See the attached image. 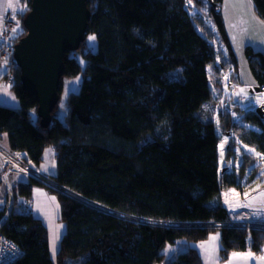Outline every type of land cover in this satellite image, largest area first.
<instances>
[{"label": "trees", "instance_id": "trees-1", "mask_svg": "<svg viewBox=\"0 0 264 264\" xmlns=\"http://www.w3.org/2000/svg\"><path fill=\"white\" fill-rule=\"evenodd\" d=\"M22 1L27 6L19 14L24 35L32 1ZM223 1L191 0L207 9L236 67L224 15L217 10ZM186 2L89 0L92 14L87 32L96 34L98 49L85 51L81 43L79 55L85 58V68L71 51L66 53L60 93L65 76L81 72L83 81L79 92L68 93L67 108L58 111L57 104L47 127L37 112L35 94L23 87L21 71L15 70L10 88L20 108L0 103V140L14 150L27 151L46 173L74 192L72 196L56 192L61 218L68 226L58 264H65L67 258L79 264H157L166 258L163 248L168 243L205 240L213 230L220 231L224 259L232 251L258 250L264 243V231L207 225L229 219L223 188L231 184L241 191L251 189L254 176L243 183L235 174L219 171L220 138L215 118L204 111V104L213 98L209 66L216 61L215 49L204 17L192 14ZM253 2L264 20V0ZM245 54L261 88L264 51L246 45ZM2 66L0 59V87L8 74ZM174 80L182 84L179 97L169 88ZM168 99L171 108L165 109ZM246 114L258 130L237 126L230 112L221 114V125L227 130L234 126L243 143L264 154L262 114L254 110ZM162 124L168 125L167 132L158 130ZM232 140L226 147L228 157L234 152ZM49 149L56 156L55 172L45 163ZM38 184H42L39 179L29 177L27 183L13 186L15 204L0 230L24 253L9 264H56L46 224L31 210L17 207ZM84 198L115 211L180 224L123 219L94 208ZM3 215L0 210V219ZM166 262L202 264L194 247Z\"/></svg>", "mask_w": 264, "mask_h": 264}, {"label": "rangeland", "instance_id": "rangeland-1", "mask_svg": "<svg viewBox=\"0 0 264 264\" xmlns=\"http://www.w3.org/2000/svg\"><path fill=\"white\" fill-rule=\"evenodd\" d=\"M15 2V20L17 21V26H21L19 19L20 12H23L26 9V4L22 0H14ZM222 15L225 16V26L228 27V30L231 31V44L234 48L237 66L234 65V60L230 59V51L227 47L226 42L223 41L218 29L215 26L214 21L209 16L207 9L195 6L192 2L189 3V0L186 2V6L192 14L201 15L207 22V27H211L212 32H209L207 35L213 41L215 49V60L210 66L209 71L211 73V89L212 94L215 99L205 103L204 111L209 115H215V122L217 127V133L220 138L219 141V171L225 173L226 171L235 174L237 180L247 183L249 178L254 176L253 185H263L261 182L264 181V154L258 152L257 149L249 144L243 143V141L238 137V130H234L235 127L232 126V130H227L225 126L221 125L220 122V112L222 107L225 106V109L231 113L233 122H236L237 126H244L253 129L258 128L251 124L246 119V112L254 110L257 111L261 109L262 117L264 121V91L261 89H256V85H251V82L254 80V75L252 70H250L248 59L245 54V46L254 44L255 41H258L260 38H263L264 27L260 25L264 20L256 11L255 3L253 0H224L222 2ZM18 9V10H17ZM8 12V11H5ZM227 30V31H228ZM89 36H95L94 32L87 33L85 42L82 46L85 51L92 50L96 51L98 49L97 37L95 41H90ZM229 36V35H228ZM250 43V44H248ZM4 44V40L2 45ZM1 45V47H2ZM252 46V45H251ZM81 48V47H80ZM71 51V55L79 58L81 66L85 68V58L80 57L79 51ZM4 71V65L1 67ZM240 77V81L236 77ZM177 77V75H174ZM83 81L82 73H78L74 77H64L63 92L59 101L58 111H63L68 107L67 96L70 91L79 92L80 85ZM3 84V83H2ZM4 85V84H3ZM6 86V85H4ZM170 91L174 97H179L183 94L182 84L179 80H174L169 85ZM240 89H244V93L240 92ZM239 93V94H237ZM61 104L64 105V108H61ZM172 99H168L163 103L165 109L171 108ZM216 105L217 111L214 113V107ZM213 115V116H214ZM168 125L162 124L158 130L167 132ZM232 138L234 140H232ZM233 141L234 152L227 156V145L228 142ZM223 146V147H221ZM249 149H254L255 151H249ZM223 153V154H222ZM257 153L261 155H257ZM261 178V179H260ZM260 179V180H259ZM252 183L248 185L251 187ZM232 185L229 184L227 187L223 188V193L229 190V187ZM2 187V186H1ZM236 187V186H234ZM237 188V187H236ZM245 190L247 187H244ZM237 189H240L239 187ZM241 190V189H240ZM250 191V190H249ZM247 194L249 193L246 191ZM59 193V192H58ZM222 201L223 196H222ZM224 204V203H223ZM226 209L227 206L225 205ZM120 211V210H119ZM123 212V211H122ZM228 212V210H227ZM229 215V212H228ZM141 216V215H140ZM139 216V217H140ZM230 217V215H229ZM122 218V217H120ZM124 219V218H123ZM151 219V218H150ZM154 219V218H152ZM128 220V219H127ZM131 220V219H129ZM157 220V219H155ZM61 221L64 222L62 218ZM134 221V220H131ZM159 225L173 226L179 225L178 221H168V220H157ZM136 222V221H135ZM196 222V221H195ZM194 222V223H195ZM139 223V222H138ZM193 224L194 223H189ZM225 228V227H218ZM229 228V227H228ZM235 228V227H233ZM212 237H217L213 240ZM188 247H194L198 249L202 264H264V255L255 254L249 249L241 251H232L228 258L224 259L222 255V237L220 231L213 230L207 236V239L200 241H185L177 240L174 244L168 243L163 251L166 252V258L163 262L157 264H167L166 261L175 259V257L184 252ZM233 253H238L240 255L233 256ZM256 256V257H255Z\"/></svg>", "mask_w": 264, "mask_h": 264}, {"label": "water", "instance_id": "water-1", "mask_svg": "<svg viewBox=\"0 0 264 264\" xmlns=\"http://www.w3.org/2000/svg\"><path fill=\"white\" fill-rule=\"evenodd\" d=\"M31 1L24 21L26 33L14 46L15 58L22 85L35 94L37 112L47 127L60 101L66 53L77 51L85 42L92 13L89 0Z\"/></svg>", "mask_w": 264, "mask_h": 264}, {"label": "built area", "instance_id": "built-area-1", "mask_svg": "<svg viewBox=\"0 0 264 264\" xmlns=\"http://www.w3.org/2000/svg\"><path fill=\"white\" fill-rule=\"evenodd\" d=\"M15 17L10 12H5L3 16V27L1 30V36L4 40L2 47L0 46V59L4 65V69L8 73L3 78L2 83L6 86L12 85L15 78V70L19 69L17 58H15V44L21 39L23 35L22 28L17 26ZM264 91V86L260 88ZM13 175H17L19 178L14 180ZM34 177L39 179L45 187L52 189L55 192L64 193L67 195H74V192L70 188L58 181L52 174L46 173L34 160L29 157L27 151L21 149H12L4 142L0 140V210H3L4 215L0 219V229L2 224L7 221L10 211L14 207V191L13 186L18 180H24V178ZM5 187V193L1 191V185ZM234 190V191H232ZM223 193V191H222ZM85 201L97 209H102L105 212H109L115 216L122 217L124 219H131L136 222H146L149 224H159V221L155 219L146 218L143 216L133 215L131 213H125L122 211H115L114 209L104 206L98 202L90 201L84 198ZM224 204L227 206L229 212V219L226 221H211L208 226L218 227H235V228H247L257 229L264 231V186L259 190L251 191L250 194H245L240 189L234 186L229 187L227 192L223 193ZM32 205V201L29 198L25 200L23 206L28 208ZM199 225L204 224L201 221H197ZM258 253L264 255V243L260 246ZM24 253L22 246L18 245L10 237L5 236L0 230V264H9L10 262L18 259Z\"/></svg>", "mask_w": 264, "mask_h": 264}, {"label": "crops", "instance_id": "crops-1", "mask_svg": "<svg viewBox=\"0 0 264 264\" xmlns=\"http://www.w3.org/2000/svg\"><path fill=\"white\" fill-rule=\"evenodd\" d=\"M13 1L14 0H0V46L3 43V38L1 36V30L3 27L2 23H3L4 13H5V11H8L12 14H15L17 12V11L15 12V10H14L15 2H13ZM9 4H11L12 7H8ZM224 18H225V16H224ZM202 23L207 27V22L205 19H203ZM226 24L227 23L225 22V25ZM260 25H262V27H264L263 22ZM19 27H21V26H19ZM227 30H228V27H227ZM207 32L208 33L212 32L211 27H207ZM230 32L231 31L228 30L229 37L231 36ZM230 39H231V37H230ZM248 44H250V43H248ZM251 45L257 49L264 51V35H263V38H260L258 41H255L254 44L252 43ZM236 79H238L240 81L239 76L236 77ZM253 84H255L256 86L258 85L257 81H255V78H254L253 82H251V85H253ZM10 86L11 85L4 86L3 84H1V87H0V103L5 104L9 107H12V108L14 107V108L18 109V108H20V102H19L15 92L13 90H11ZM212 100L215 101L214 97L212 98ZM221 107H222V109H221V112L219 115H220V122L222 124L221 114L228 113V111L225 109L224 105ZM216 111H217V108L215 105L214 113ZM213 115L208 114V116H211L214 118L217 117L216 114L214 116ZM49 150L47 151V154H46L47 162H45V163H47L48 167H50L51 172H55L56 171V167H55L56 156H54V152L52 150L51 151H49ZM18 178L19 177L17 175L16 176L13 175L14 180H16ZM27 181H29L28 177L24 178V180L22 179V180L16 181V183L17 182H26L27 183ZM1 186H2L1 191H3V193H5L4 185L2 184ZM262 186L261 185L260 186L259 185H253V187H251V189L249 188L247 190H243L242 192L247 194L246 191H248L249 192L248 194H250L251 191L259 190ZM32 190H33V194L30 197H28L27 199L21 198V200H20L21 203L19 205H17V207H23L26 210H31L37 218L41 219L43 221V223L46 224V226L48 228V234H49V245H50L51 256L54 258L55 263L58 264L57 263V259L59 256L58 253H59L61 246H62L61 242H62L63 236L65 235V232L67 231V227H68L67 222L61 221V219H62L61 218V216H62L61 202L59 200L58 194L54 190L48 189L47 187H45V185H43V184L35 185ZM29 198L32 201V205L30 207L26 208L23 206V203L25 200H28ZM54 235L59 237V239H57L55 241V243H56L55 253H53V249H52L53 236ZM251 251H253L255 254L256 253L261 254V253H258L257 251H255L254 249H252ZM64 263L65 264H79L76 262V260L74 261L71 258H67ZM254 264H257V263H254Z\"/></svg>", "mask_w": 264, "mask_h": 264}, {"label": "snow or ice", "instance_id": "snow-or-ice-1", "mask_svg": "<svg viewBox=\"0 0 264 264\" xmlns=\"http://www.w3.org/2000/svg\"><path fill=\"white\" fill-rule=\"evenodd\" d=\"M189 3H191V0H189ZM8 7H12V5L9 4ZM88 39H89L90 41H95L96 37H95V36H89ZM240 92H241V93H244V89H240ZM237 94H239V93H237ZM61 108H62V109L64 108V105H63V104H61ZM221 147H223V146H221ZM49 151H51V150H49ZM249 151H253V152H254L255 150H254V149H249ZM222 154H223V153H222ZM257 155L259 156V155H261V154L257 153ZM232 191H234V190H232ZM246 195H247V194H246ZM2 203H3V201H0V204H2ZM57 239H59V237L56 236V235H54V236H53V244H52L53 253H55V251H56V243H55V241H56ZM212 239L215 240V239H217V237H212ZM237 255H240V254H238V253H233V256H237Z\"/></svg>", "mask_w": 264, "mask_h": 264}]
</instances>
